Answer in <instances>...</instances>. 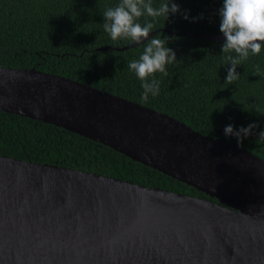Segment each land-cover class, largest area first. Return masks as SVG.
<instances>
[{"label": "water", "instance_id": "water-1", "mask_svg": "<svg viewBox=\"0 0 264 264\" xmlns=\"http://www.w3.org/2000/svg\"><path fill=\"white\" fill-rule=\"evenodd\" d=\"M0 111L95 141L219 201L0 156V264H264V160L246 149L34 68H0Z\"/></svg>", "mask_w": 264, "mask_h": 264}, {"label": "trees", "instance_id": "trees-1", "mask_svg": "<svg viewBox=\"0 0 264 264\" xmlns=\"http://www.w3.org/2000/svg\"><path fill=\"white\" fill-rule=\"evenodd\" d=\"M160 2L153 0L154 6ZM172 2L180 12L167 20L158 18L152 37L170 38L167 47L175 52L177 62L166 65L167 75L155 74L160 93L149 95L147 101L141 99L142 82L127 66L139 58L147 41L122 49L133 42L112 41L104 31L102 13L119 0H0V68H34L64 77L166 114L202 135L237 146L235 137L216 135L215 130L228 125L239 130L256 124L253 133L264 131V47L259 55H250L239 65L236 72L240 78L226 85L231 65L221 52L224 42L169 34L223 35L219 16L223 0ZM150 19L144 17L139 22ZM102 47L108 49L100 50ZM239 146L264 160V140L247 137ZM0 156L219 203L107 146L54 125L1 111Z\"/></svg>", "mask_w": 264, "mask_h": 264}, {"label": "clouds", "instance_id": "clouds-1", "mask_svg": "<svg viewBox=\"0 0 264 264\" xmlns=\"http://www.w3.org/2000/svg\"><path fill=\"white\" fill-rule=\"evenodd\" d=\"M179 12L178 5L172 0H162L158 6H154L153 0H119L115 7H108L102 13L104 31L112 41L125 39L136 44L147 41L139 58L129 61L127 65L142 82L143 101H147L149 95L155 97L160 93V83L154 78L155 74L167 75L166 65L177 62L175 52L167 47L170 38L156 35L149 39V35L158 18L167 20L170 15ZM219 16L220 32L225 38L221 52L231 65L225 84L231 85L240 78L236 68L250 55H259L264 47V0H223ZM144 17L151 19L141 24L139 21ZM184 18L188 19V16ZM256 128V124H249L237 131L233 125H228L224 128V134L235 137L239 146ZM259 137L264 140V131L259 132Z\"/></svg>", "mask_w": 264, "mask_h": 264}, {"label": "bare ground", "instance_id": "bare-ground-1", "mask_svg": "<svg viewBox=\"0 0 264 264\" xmlns=\"http://www.w3.org/2000/svg\"><path fill=\"white\" fill-rule=\"evenodd\" d=\"M139 197L140 198H142V196L141 195H139ZM135 207V205H132V208H134ZM137 207V206H136ZM140 208H141V204H140V206H139Z\"/></svg>", "mask_w": 264, "mask_h": 264}]
</instances>
